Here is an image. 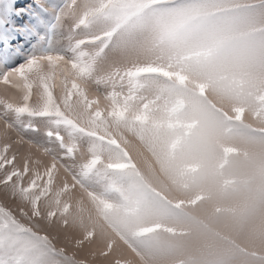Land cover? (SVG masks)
Returning <instances> with one entry per match:
<instances>
[{
  "label": "snow or ice",
  "instance_id": "snow-or-ice-1",
  "mask_svg": "<svg viewBox=\"0 0 264 264\" xmlns=\"http://www.w3.org/2000/svg\"><path fill=\"white\" fill-rule=\"evenodd\" d=\"M0 264H264V0H0Z\"/></svg>",
  "mask_w": 264,
  "mask_h": 264
}]
</instances>
